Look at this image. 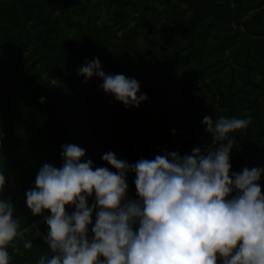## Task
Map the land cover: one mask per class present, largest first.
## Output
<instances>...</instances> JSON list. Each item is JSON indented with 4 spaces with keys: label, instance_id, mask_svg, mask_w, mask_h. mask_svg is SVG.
Wrapping results in <instances>:
<instances>
[{
    "label": "trees",
    "instance_id": "1",
    "mask_svg": "<svg viewBox=\"0 0 264 264\" xmlns=\"http://www.w3.org/2000/svg\"><path fill=\"white\" fill-rule=\"evenodd\" d=\"M93 57L106 73L135 78L148 99L125 108L99 78L84 82L77 68ZM205 115L251 117L232 133L231 170L264 167V0H0V198L27 229L9 264L51 255L25 192L43 163L61 165L62 144L115 171L103 153L134 163L209 143ZM258 183L264 194V174Z\"/></svg>",
    "mask_w": 264,
    "mask_h": 264
},
{
    "label": "clouds",
    "instance_id": "2",
    "mask_svg": "<svg viewBox=\"0 0 264 264\" xmlns=\"http://www.w3.org/2000/svg\"><path fill=\"white\" fill-rule=\"evenodd\" d=\"M77 74L84 82L99 78L104 94L125 108L148 99L135 78L106 73L97 57ZM250 120L205 115L201 122L211 140L190 154L166 151L130 163L103 153L115 171L94 166L82 147L62 144L61 165L43 163L25 192L27 208L47 226L40 235L51 253L35 264H217L218 258L219 264H264V194L258 183L264 167L235 172L230 164L232 133ZM130 172L136 198L128 196ZM4 184L0 171V192ZM88 197H94L91 205ZM66 206L74 210L69 214ZM14 212L0 198V264H9V246L27 231ZM23 247L31 249L32 241L24 239Z\"/></svg>",
    "mask_w": 264,
    "mask_h": 264
}]
</instances>
